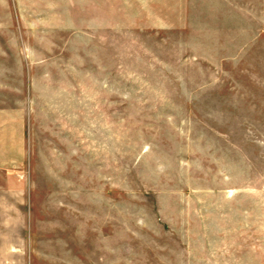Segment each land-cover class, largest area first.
Masks as SVG:
<instances>
[{"label":"rangeland","instance_id":"374dc122","mask_svg":"<svg viewBox=\"0 0 264 264\" xmlns=\"http://www.w3.org/2000/svg\"><path fill=\"white\" fill-rule=\"evenodd\" d=\"M16 37L41 126L72 136L51 176L115 199L136 263L185 243L264 264V0H0V71L22 69Z\"/></svg>","mask_w":264,"mask_h":264},{"label":"crops","instance_id":"0c3cea01","mask_svg":"<svg viewBox=\"0 0 264 264\" xmlns=\"http://www.w3.org/2000/svg\"><path fill=\"white\" fill-rule=\"evenodd\" d=\"M14 44L21 71H0V264H234L232 259H217L216 254L215 257L204 255L206 258L193 254V259L186 257V252L195 250L185 243L146 244L145 260L136 263L132 248L122 245L116 233L120 213L115 199L106 203L104 196H73L71 181L51 176L58 169L52 163L60 149L58 144L62 140L65 147L72 146V136L58 135L50 121L48 128L41 126L42 122L35 115V107L41 105V101L30 94L31 73L25 71L24 65L26 57H32V53L26 54L24 40L21 42L20 37L15 38ZM45 97L51 106L54 96L51 98L50 93ZM71 152L64 154L71 157ZM34 156L42 161L40 171L48 173V178L27 179L35 166ZM69 166L66 159L63 169L67 171ZM42 187L47 190H34ZM26 188L30 189L31 201L45 199L39 200L36 210H26ZM57 188H64L60 193L65 199L62 204L57 202L60 196ZM213 248L219 250L216 245ZM159 251L168 254L161 258ZM204 251L210 252L211 248Z\"/></svg>","mask_w":264,"mask_h":264}]
</instances>
